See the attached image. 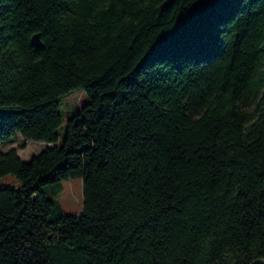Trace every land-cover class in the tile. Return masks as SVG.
Instances as JSON below:
<instances>
[{
    "label": "trees",
    "instance_id": "16d2710c",
    "mask_svg": "<svg viewBox=\"0 0 264 264\" xmlns=\"http://www.w3.org/2000/svg\"><path fill=\"white\" fill-rule=\"evenodd\" d=\"M165 1L0 0V264L264 259V0Z\"/></svg>",
    "mask_w": 264,
    "mask_h": 264
},
{
    "label": "rangeland",
    "instance_id": "374dc122",
    "mask_svg": "<svg viewBox=\"0 0 264 264\" xmlns=\"http://www.w3.org/2000/svg\"><path fill=\"white\" fill-rule=\"evenodd\" d=\"M60 108L63 113V125L61 126L60 140H62L68 116L74 114L87 101V94L82 89L73 90L59 98ZM20 150L19 153L25 160H30L36 156L46 146L44 140H35L23 137L18 134L13 142ZM61 191L58 194H50L60 202L62 208L67 213L80 214L84 206V182L82 177L62 178L60 181ZM17 176L14 173H8L0 176V185L16 186L18 184Z\"/></svg>",
    "mask_w": 264,
    "mask_h": 264
},
{
    "label": "water",
    "instance_id": "95a60500",
    "mask_svg": "<svg viewBox=\"0 0 264 264\" xmlns=\"http://www.w3.org/2000/svg\"><path fill=\"white\" fill-rule=\"evenodd\" d=\"M173 0H166L162 7L163 8H166L170 5V3L172 2ZM32 43L37 46V47H43L44 46V42L43 40L41 39V36H40V33H35L33 36H32ZM251 264H264V259L261 258V259H256L254 260Z\"/></svg>",
    "mask_w": 264,
    "mask_h": 264
},
{
    "label": "crops",
    "instance_id": "0c3cea01",
    "mask_svg": "<svg viewBox=\"0 0 264 264\" xmlns=\"http://www.w3.org/2000/svg\"><path fill=\"white\" fill-rule=\"evenodd\" d=\"M48 144V143H47ZM11 146H15L14 144H12ZM17 147V146H16ZM19 152H20V150H19ZM21 154V153H20ZM25 160V159H24ZM28 161V160H27Z\"/></svg>",
    "mask_w": 264,
    "mask_h": 264
}]
</instances>
